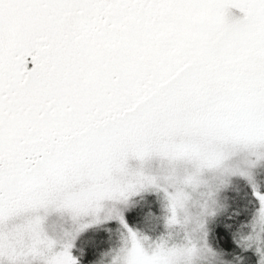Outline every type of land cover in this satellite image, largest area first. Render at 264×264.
<instances>
[{
	"label": "snow or ice",
	"instance_id": "snow-or-ice-1",
	"mask_svg": "<svg viewBox=\"0 0 264 264\" xmlns=\"http://www.w3.org/2000/svg\"><path fill=\"white\" fill-rule=\"evenodd\" d=\"M0 264H264V0H0Z\"/></svg>",
	"mask_w": 264,
	"mask_h": 264
},
{
	"label": "rangeland",
	"instance_id": "rangeland-1",
	"mask_svg": "<svg viewBox=\"0 0 264 264\" xmlns=\"http://www.w3.org/2000/svg\"><path fill=\"white\" fill-rule=\"evenodd\" d=\"M48 227L50 234L59 235L63 229L70 228L71 223L66 218L61 219L60 216L54 214L49 218Z\"/></svg>",
	"mask_w": 264,
	"mask_h": 264
},
{
	"label": "trees",
	"instance_id": "trees-1",
	"mask_svg": "<svg viewBox=\"0 0 264 264\" xmlns=\"http://www.w3.org/2000/svg\"><path fill=\"white\" fill-rule=\"evenodd\" d=\"M80 246H81V241H80V239H77L76 242H75V247L73 249V254L74 255L79 256Z\"/></svg>",
	"mask_w": 264,
	"mask_h": 264
}]
</instances>
